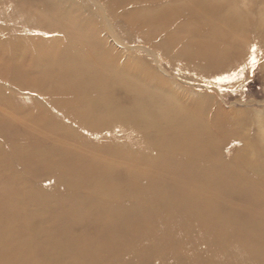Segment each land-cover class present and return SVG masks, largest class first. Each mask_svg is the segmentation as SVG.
Listing matches in <instances>:
<instances>
[{
    "label": "rangeland",
    "instance_id": "1",
    "mask_svg": "<svg viewBox=\"0 0 264 264\" xmlns=\"http://www.w3.org/2000/svg\"><path fill=\"white\" fill-rule=\"evenodd\" d=\"M215 1L0 0V264L198 263L212 244L208 233L222 235L211 247L228 248L231 262L264 264V0ZM205 4L231 6L248 31L223 37L205 27V19L172 15ZM160 9L166 12L158 15ZM224 11L214 15L216 22ZM198 41L217 49H199ZM130 82L163 89L174 110L135 103ZM69 84L79 90L68 92ZM63 102L82 109L70 119ZM100 102L103 108L95 106ZM165 112L189 129L178 135L212 143L207 152L190 147L175 160L210 165V156L217 157L218 165L239 167L260 196L231 194L224 190L228 183L194 179L187 171L155 170L134 186L133 175L147 172L135 156L150 153L146 140L159 138L141 131L158 119L168 126ZM96 119L116 124L101 132L92 126ZM126 119L137 121L138 131ZM63 123L69 135L59 136ZM149 186L163 195L141 207L134 195ZM177 186L190 194L183 202ZM108 189L120 190L118 204L131 210L126 217L112 209ZM150 241L158 249L152 258L142 248ZM133 254L138 258L130 259ZM206 264L230 263L214 258Z\"/></svg>",
    "mask_w": 264,
    "mask_h": 264
},
{
    "label": "bare ground",
    "instance_id": "2",
    "mask_svg": "<svg viewBox=\"0 0 264 264\" xmlns=\"http://www.w3.org/2000/svg\"><path fill=\"white\" fill-rule=\"evenodd\" d=\"M179 1V0H177ZM213 1V0H212ZM218 1V0H217ZM215 1V2H217ZM228 2V1H226ZM186 3V2H185ZM187 4V3H186ZM182 5V4H181ZM193 7H189L184 9V8H178L176 10H174L173 14L175 17H180V16H187V18H202V19H205L206 22H205V27H207L206 25H210L212 26V29L211 31L213 32H216L217 31V35H221L223 37H225V33L227 35V33H229V31H233V30H241L242 32L244 31H248V24L245 25V23H243V21L241 20V18H238L239 15L236 13V11H234L233 8H231V6L229 5H209V4H205L204 6L203 5H197V6H203V8H197L199 10H196V6L192 5ZM222 6V7H220ZM185 7V6H184ZM224 8V13L226 12V15H225V21H222L223 19H220L219 21H215V17L214 15H217L221 12V9ZM202 10V11H201ZM173 11V10H172ZM162 12H166L165 9H160L158 11V15ZM167 14V13H165ZM169 14V13H168ZM234 14V15H232ZM164 15V14H163ZM227 17V18H226ZM236 17V18H235ZM216 25V26H215ZM228 25L229 28L225 29L224 26ZM256 26V25H255ZM201 30V29H200ZM228 31V32H227ZM135 32V31H134ZM196 32H200L199 30L196 31ZM170 33V32H169ZM171 34V33H170ZM203 34V32H202ZM201 34V35H202ZM158 37V36H156ZM173 38V37H172ZM117 39V38H116ZM181 40V39H180ZM180 40L177 42V45L179 44ZM117 43L118 45H120L121 43L124 45L123 42L119 41L117 39ZM191 41H188V44H185V42L182 44L183 46H189L191 45L190 44ZM246 43V42H245ZM197 45H199V49H205L207 51H214L216 46L213 44V42H210V41H198L196 42ZM176 44L173 46L175 49L178 48L176 47L177 46ZM140 47L144 48L148 53L150 54H153L154 56L156 55L155 54V51L153 49H151L150 47H147L145 45L141 46ZM180 48V47H179ZM156 49H158L156 47ZM217 49V48H216ZM57 55V54H56ZM68 55V54H67ZM105 55V54H104ZM102 56V55H101ZM69 57V56H67ZM111 57H109V60H110ZM67 59L64 55V60ZM102 61V60H101ZM64 70H67V71H70V69H64ZM122 71V70H121ZM115 72V71H114ZM126 73V71H125ZM128 74V73H126ZM130 75V74H129ZM138 79V78H137ZM132 83L130 82L129 85H131ZM101 85V84H100ZM119 86V85H118ZM79 86H76L75 84H69L65 87V89L68 91V92H72L73 91H76L78 89ZM132 87V92L131 93H136V98L135 99V103L139 102L140 104H146L148 106H154V107H157L159 110H164L166 112L170 111V110H174L172 107V101L170 100L169 98V95L167 92H165L163 89L161 88H155L154 90H152L151 88H147L149 86H140L138 84H135L133 83L131 85ZM69 89V90H68ZM79 90V89H78ZM130 93V92H129ZM46 94V93H45ZM64 93H62L63 95ZM53 95V93H52ZM61 95V94H60ZM61 95V96H62ZM80 96V95H79ZM58 97V96H57ZM153 97V98H151ZM70 98V96H69ZM86 98V97H85ZM158 99V101H154V99ZM64 99V98H63ZM92 99V98H91ZM71 102V101H70ZM77 102V101H76ZM81 103V102H80ZM102 102L100 103H97L95 106L97 108H99V106L102 107ZM61 107L63 109H65L66 111V115H69V118L71 119V116L73 115V111L77 110V109H82L81 107H79V103L78 104H71V103H66V102H63V104H61ZM79 107V108H78ZM103 108V107H102ZM74 111V112H75ZM143 111H144V115H143V118L144 119H150V114L147 112V108H143ZM164 113L167 114V113ZM176 112V111H175ZM175 112H172V114L174 115ZM159 114L161 115V112L159 111ZM75 117V116H74ZM95 119V118H94ZM54 120V119H53ZM96 120H99V119H96ZM95 120V121H96ZM127 120V119H126ZM163 120L164 122L168 125V126H164L162 120L158 119L156 121H152L151 125L153 126L154 131L151 132V129L150 127H146L144 131H141V133L144 135V136H147V137H153V136H159V138H156V141L154 140H146V145H148L149 149H150V153H147V152H144L142 154L141 157H138V159H136L137 157L135 156V162H138V165H142L143 167H146L147 168V172H143V173H138L137 175H133L135 179L132 180L134 186H136L138 184V179L139 178H145L146 176H149L150 174L149 173H153L155 170H158V171H161L162 173L163 172H167V173H172V174H175L177 172H181V171H184V172H189V174L194 178V179H205L206 177H210L211 179L213 180H217V181H221L222 183L225 182V184L228 183L227 187L224 186V190H226L227 192L231 193V194H244L246 195L247 197L250 195L252 196L253 195V192L256 193L258 195V197L260 196V194L257 192V186L256 187H252V184L250 182V180H247L246 177H244V175L240 172L239 170V167L237 168L236 166H233L232 164H220L218 165L215 160L219 161V159L216 157L215 159L213 158V156H210V159L212 160L210 165H205V162H202V161H198L196 165H193L195 162H192V160L190 159H187V161H184L183 163L180 164L179 161L175 160V157L177 153H180V152H184L186 153L188 150L187 148H192L194 150V152L196 153V150L198 147L199 149H201L203 152H207L206 150L209 149V146H210V140H206V141H199V139H192L188 136H185V133H183L182 135H178L177 131H180V132H184L186 130H189L185 124H179L177 121H179L177 118L174 117V120H172V117L170 114H167L166 116H163ZM51 122V121H49ZM112 120H110L108 123H105V122H102V121H98L97 124H94L92 125L96 130L98 131H105V130H110V133L112 132L111 129L112 127H115V124L116 123H113L111 124ZM46 123V121H45ZM146 123H148L146 121ZM163 123V124H162ZM90 124V123H89ZM5 125L8 126V123L5 121ZM121 127H125V125L121 122ZM147 125V124H146ZM11 126V125H10ZM46 126V125H45ZM63 127H60V128H57L58 130V135L59 136H64V135H69V131L68 129L66 128V124L63 123L62 124ZM91 129H92V126L91 125H88ZM126 126H129V128L133 131H138L137 128H139V123L137 121H134V120H127V123H126ZM93 128V129H94ZM53 131H55V129L52 128ZM172 130V131H170ZM170 132H173L175 133L176 132V135H173V136H177L176 138H173L170 140L171 137L173 136H170ZM73 133V132H71ZM153 133H156V134H153ZM113 135V134H112ZM160 135H163L164 138H162ZM150 139V138H149ZM211 139V138H210ZM164 141V142H163ZM213 141V140H212ZM144 142V141H143ZM212 144V143H211ZM214 144V143H213ZM191 149V150H192ZM202 151L201 153L199 154L200 157H203V154H202ZM127 153H131V151H129L128 149L125 151ZM149 152V151H148ZM192 155H194L192 153ZM124 157L125 159L127 158V155L124 154ZM174 157V158H173ZM138 160V161H137ZM122 161V160H121ZM208 164V163H207ZM218 165V166H217ZM141 166V167H142ZM145 171V170H144ZM160 177V176H159ZM150 178V177H149ZM177 178V177H176ZM159 179V178H158ZM165 179V178H164ZM264 179V178H262ZM212 181V180H211ZM151 182V181H150ZM172 182V181H171ZM190 183V180L188 181ZM192 182V181H191ZM215 182V181H214ZM220 182V183H221ZM164 183V182H163ZM169 183V182H168ZM174 183V182H173ZM177 183V182H176ZM205 183V181L203 182ZM219 183V182H218ZM217 183V184H218ZM219 183V185H220ZM230 183V185H229ZM263 183V182H261ZM154 184V183H152ZM160 184V183H159ZM170 184V183H169ZM179 184V183H178ZM194 184V183H193ZM196 184V183H195ZM206 184V183H205ZM212 184V183H211ZM167 185V184H166ZM187 185V184H186ZM197 185V184H196ZM223 185V184H222ZM221 185V189L223 190V187ZM180 186V185H179ZM198 186V185H197ZM206 186V185H205ZM210 186V184H209ZM213 185H211L212 187ZM216 188H217V185H214ZM131 189H132V186H130ZM172 187V185H171ZM178 187V186H177ZM192 187V186H191ZM146 188V187H145ZM182 189V187H180ZM179 187L177 188V190L174 189V193L178 196H180L179 198L181 199V201H185V199H187L188 197H190V194H188L187 191L185 190H181ZM196 188V187H195ZM216 188H213L212 189H216ZM130 189V190H131ZM192 189V188H191ZM197 189V188H196ZM210 189V192L211 190ZM219 189V188H217ZM159 189L157 187H151L149 186L148 189H145L144 191H141L139 190L137 192L136 195H134V197L137 199V204L139 206H141V204L143 205L144 204V201L148 200V199H151V198H154V197H159L160 195H163L161 193H157ZM207 190V189H206ZM220 190V189H219ZM173 191V190H172ZM194 191V190H193ZM204 191V190H202ZM164 192V191H163ZM206 192V191H205ZM213 192V190H212ZM216 194V192H214ZM106 194L108 195V197L112 200V203L113 205L115 204V209L112 207L113 210H116L117 212H121V214L123 216L126 217L127 213H131L128 208V206H124V205H121V204H118V201L120 199V195H121V192L120 190L118 189H108ZM125 194V193H124ZM130 194V193H129ZM193 194V192H192ZM206 194V193H205ZM104 195V194H103ZM197 196V195H196ZM207 196V195H206ZM209 196V195H208ZM177 197V196H176ZM192 197V196H191ZM211 197V196H210ZM264 197V196H263ZM212 198V197H211ZM175 199V198H174ZM260 202L262 200V202L264 201V198H259ZM123 200V199H122ZM93 202V201H92ZM108 202V201H107ZM193 202V201H192ZM207 202V201H206ZM102 203V202H101ZM168 201L165 202V204L169 205L171 203H169ZM194 203V202H193ZM172 204H175V203H172ZM203 204V203H202ZM85 205V204H84ZM95 205V204H94ZM151 205V204H150ZM199 205V203H198ZM253 205V204H252ZM103 206V205H102ZM144 206V205H143ZM176 206V205H175ZM90 207V206H89ZM92 207V206H91ZM142 207V206H141ZM202 207V206H200ZM95 208V207H94ZM139 208V207H138ZM205 208V207H204ZM203 208V209H204ZM220 208V206L218 207ZM131 209V208H130ZM182 209V208H181ZM202 209V208H201ZM140 210V209H139ZM138 210V211H139ZM142 210V209H141ZM140 210V211H141ZM214 210V209H213ZM216 210L218 211V209L216 208ZM90 211H91V208H90ZM89 211V212H90ZM149 211V210H148ZM147 211V212H148ZM204 211V210H203ZM73 212V211H72ZM76 212V211H75ZM85 212H88V211H85ZM92 212V211H91ZM150 212V211H149ZM211 212V211H210ZM209 212V213H210ZM80 213V212H78ZM84 213V212H83ZM145 213V212H143ZM154 213V212H153ZM216 213V211L214 212ZM70 214V213H69ZM68 214V215H69ZM82 214V213H81ZM86 214V213H84ZM142 214V213H141ZM149 214V213H147ZM212 214V213H211ZM218 214V213H217ZM221 213H219L220 215ZM72 215V214H71ZM70 215V217H71ZM87 215V214H86ZM116 215V214H115ZM152 215V214H151ZM178 215V214H177ZM213 215V214H212ZM76 216V215H75ZM134 216V215H132ZM146 216V214L144 215ZM150 216V215H148ZM169 216V215H168ZM215 216V215H214ZM221 216V215H220ZM69 217V218H70ZM73 217V216H72ZM178 217V216H177ZM68 218V217H66ZM68 218V219H69ZM135 217H133L132 219H134ZM145 218V217H144ZM151 218V217H149ZM170 218V217H169ZM183 218V216H182ZM221 219V218H220ZM219 219V221H220ZM70 220V219H69ZM136 220V219H135ZM145 220V219H144ZM143 220V221H144ZM140 222V221H139ZM158 222V221H157ZM227 222V221H226ZM135 223V222H134ZM149 222H146V223H142V224H147ZM136 224V223H135ZM180 225H182L183 227H196V226H190V225H186V223H179ZM145 226V225H144ZM208 226V225H207ZM146 227V226H145ZM148 227V226H147ZM197 227H201L200 225L197 226ZM142 228V227H141ZM144 228V227H143ZM148 229V228H147ZM146 229V230H147ZM199 229V228H198ZM144 229V231H146ZM153 230V229H152ZM165 230V229H164ZM206 230V228H205ZM143 231V230H141ZM149 232V230H147ZM146 231V232H147ZM151 231V230H150ZM251 231V229H250ZM145 232V233H146ZM204 232V231H202ZM234 232V231H233ZM181 233V232H180ZM219 233V232H217ZM235 233V232H234ZM238 233V232H237ZM127 234V233H126ZM148 234V233H147ZM152 234V233H151ZM143 235V233H142ZM199 235V234H198ZM225 235V234H224ZM257 235V234H256ZM206 242L207 243H211L209 245V247L207 248V251H208V254H205V257H203L204 259H201L198 263L197 262H190L188 261V263L186 262H183L184 264H206V262L210 259H217V260H223V261H226L227 263L229 262L230 264H246L242 261V259H238L237 261L235 262H231V260L234 258L233 256V253H230L228 251V248L227 249H224L222 247H211V245L215 244L214 242H217V241H220L222 239L223 241V237L222 235H211V233H208L206 234ZM237 238V237H236ZM240 238V237H239ZM130 239V238H129ZM191 239V238H190ZM194 239V238H193ZM230 239V238H229ZM117 240V239H116ZM119 240V239H118ZM240 240V239H239ZM144 241V240H143ZM145 241H146V238H145ZM159 241V240H158ZM171 241V240H170ZM241 241V240H240ZM246 240L244 239V242ZM249 241V240H247ZM119 242V241H118ZM116 242V243H118ZM193 242V241H192ZM238 242V240H237ZM244 242H243V246H252L251 244H248V245H244ZM150 244L147 246V247H142L143 249L145 248V251H143L145 254H144V257H147V255H151V258H152V255L154 256V254L158 251L157 247L151 243V241L149 242ZM199 243V242H198ZM223 243V242H222ZM241 243V242H240ZM147 244V243H146ZM196 244V243H194ZM229 244V243H228ZM140 245V244H139ZM142 245H144V243H142ZM141 245V246H142ZM159 245V244H158ZM176 245V244H175ZM140 246V247H141ZM145 246V245H144ZM161 246V245H160ZM163 246V244H162ZM222 246V245H221ZM137 247V246H136ZM170 247V246H169ZM225 247V246H223ZM241 247V246H240ZM258 247V246H257ZM139 248V247H137ZM161 248V247H160ZM159 248V250H160ZM222 249V250H221ZM224 249V250H223ZM199 250V249H198ZM161 251V250H160ZM176 251V250H175ZM162 252V251H161ZM174 252V251H173ZM259 252V251H258ZM236 253V252H235ZM250 253V252H248ZM161 254V253H160ZM167 254V253H166ZM203 254V253H202ZM135 254L133 255H130V259L132 257H137V254L136 256H134ZM156 255V254H155ZM253 255V254H252ZM256 255V254H255ZM132 256V257H131ZM139 256V255H138ZM167 256V255H165ZM164 256V257H165ZM178 256V255H177ZM204 256V254H203ZM162 257V256H161ZM201 257V256H200ZM138 258V257H137ZM143 258V257H142ZM149 258V256H148ZM147 258V259H148ZM160 258V257H159ZM158 258V259H159ZM194 258V257H193ZM199 258V257H198ZM165 259H168V258H165ZM186 259V258H185ZM208 259V260H207ZM249 259V257H248ZM138 260V259H137ZM149 260H151L149 258ZM191 260V259H190ZM204 260V261H203ZM146 261V260H145ZM163 261V260H161ZM171 261V260H170ZM169 261V262H170ZM251 261V259L249 260ZM149 262V261H148ZM151 262V261H150ZM153 262V260H152ZM151 262V263H152ZM179 262V261H178ZM239 262V263H238ZM147 263V261H146ZM144 263V264H146ZM161 263V262H160ZM148 264V263H147ZM159 264V263H157ZM163 264V263H162ZM165 264H168V262H165ZM170 264V263H169ZM171 264H179V263H176L175 260L173 259V262L171 261Z\"/></svg>",
    "mask_w": 264,
    "mask_h": 264
},
{
    "label": "snow or ice",
    "instance_id": "3",
    "mask_svg": "<svg viewBox=\"0 0 264 264\" xmlns=\"http://www.w3.org/2000/svg\"><path fill=\"white\" fill-rule=\"evenodd\" d=\"M252 51L255 52V49L253 48ZM252 63H253V64L256 63L255 57L252 58Z\"/></svg>",
    "mask_w": 264,
    "mask_h": 264
}]
</instances>
